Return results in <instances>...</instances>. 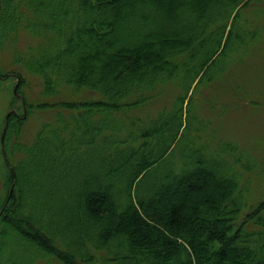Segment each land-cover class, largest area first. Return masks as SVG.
Masks as SVG:
<instances>
[{
	"label": "trees",
	"instance_id": "trees-1",
	"mask_svg": "<svg viewBox=\"0 0 264 264\" xmlns=\"http://www.w3.org/2000/svg\"><path fill=\"white\" fill-rule=\"evenodd\" d=\"M263 37L264 0H0V264H264V149L213 114Z\"/></svg>",
	"mask_w": 264,
	"mask_h": 264
},
{
	"label": "rangeland",
	"instance_id": "rangeland-1",
	"mask_svg": "<svg viewBox=\"0 0 264 264\" xmlns=\"http://www.w3.org/2000/svg\"><path fill=\"white\" fill-rule=\"evenodd\" d=\"M22 38V37H21ZM24 38V37H23ZM26 43L35 42L29 35L25 37ZM0 61L2 65L9 64V54L0 50ZM234 73L227 79L231 88L222 89L216 95H223L224 103H213V114L216 122L222 125L221 131L230 138H236L242 144H254L258 154L264 149V37L254 51L244 56L243 64L236 67ZM0 80V171L3 168L2 139L4 134L5 117L9 112H21L22 94L13 91L17 79ZM38 81L32 80L23 87L30 88V92L37 96ZM29 88L27 92H29ZM224 90V91H223ZM13 92V93H12ZM87 93H84L86 95ZM93 94V93H91ZM216 97V96H214ZM202 100V98H200ZM230 99V100H229ZM204 105V103H202ZM205 106V105H204ZM34 122H27L21 134L31 139ZM23 136V138H24ZM27 139V140H29ZM260 149V150H258ZM1 182V175H0ZM54 264H59L58 262Z\"/></svg>",
	"mask_w": 264,
	"mask_h": 264
}]
</instances>
